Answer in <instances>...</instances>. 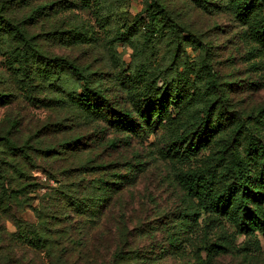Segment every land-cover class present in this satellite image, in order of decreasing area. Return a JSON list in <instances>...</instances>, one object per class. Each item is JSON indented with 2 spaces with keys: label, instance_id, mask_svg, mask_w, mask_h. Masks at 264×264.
Here are the masks:
<instances>
[{
  "label": "rangeland",
  "instance_id": "obj_1",
  "mask_svg": "<svg viewBox=\"0 0 264 264\" xmlns=\"http://www.w3.org/2000/svg\"><path fill=\"white\" fill-rule=\"evenodd\" d=\"M147 1L0 0V10L26 32L31 44L46 57L69 60L82 69L113 108H129L145 116L156 110L164 115L163 122L159 112L150 117L152 125L140 136L123 135L97 115L71 105L63 89L55 92L48 82L44 91L28 92L15 63L18 52L10 51L14 42L0 43V93L13 96L10 104L0 103V138L60 152L45 158L31 150L38 168L28 166L29 181L36 188L22 207L13 205L12 213L26 223L23 227H37L33 210L42 207L49 194L58 197L62 191L75 196L82 190L99 194L98 182H116L121 185L114 186L119 189L97 221L79 224L80 216L71 214L72 222L64 220L52 227L54 257L63 248L76 256L79 249L73 242L84 237L89 257L96 259L90 264H113L114 254L127 257L130 251L152 258L148 264H264V238L258 236L260 252L248 250L247 237L237 235L228 218L210 222L202 214L198 224L192 221L194 232L186 233L185 223L195 218L192 214L200 206L179 181L182 174L203 169L221 174L233 150L245 160L251 148L264 152V0L252 5L249 0L245 8L243 0H160L166 15L153 36L138 24ZM140 77L145 78L142 90L148 86L144 91L148 101L142 90L128 89L129 82L132 88L140 86ZM65 79L66 92L80 86L71 77ZM174 79L190 80L183 95L178 92V101L157 91ZM209 82L215 87L208 88ZM58 99L66 103H56ZM209 101L228 115V128L197 157L186 159L181 153L190 145L184 142L193 125L189 121L200 116ZM76 139L82 140L81 149L69 151L64 144ZM4 169L15 174L12 167ZM252 176L254 183L262 180L259 172ZM250 194L260 200L264 188ZM258 206L264 209V204ZM257 209L253 202L248 210L256 213ZM1 217L2 232L11 235L18 230L12 217ZM30 229L44 231L41 226ZM25 233L20 238L24 247L0 250L6 264L8 260L49 264V254L27 245L31 236ZM172 236L179 239L176 247H170ZM212 245L227 250L210 261L206 248Z\"/></svg>",
  "mask_w": 264,
  "mask_h": 264
},
{
  "label": "trees",
  "instance_id": "obj_2",
  "mask_svg": "<svg viewBox=\"0 0 264 264\" xmlns=\"http://www.w3.org/2000/svg\"><path fill=\"white\" fill-rule=\"evenodd\" d=\"M247 1L249 0H243V8L248 4ZM250 1V5H252L256 0ZM165 15L166 10L160 0H148L146 9L144 10V17L139 18L138 24H143L146 33H152L151 36H153L162 27V25L158 27V22H163ZM5 40H9L15 44V47L10 51L18 52L14 54L15 59L17 58L15 63L19 68L20 82L23 83L30 93L35 92L37 89L44 91L43 84L48 82V86L56 89L55 92L63 89L65 98L71 105L92 115H97L98 120L105 122L109 128L128 136H140L142 133L147 132V129L152 125L150 117L159 112L152 110L145 116L143 114H135L129 108H113L109 99L93 87L92 81L88 76L83 74L82 69L69 60L59 57H46L31 44V39L26 32L18 25L13 24L0 10V43L3 44ZM10 53L12 56V52ZM65 77L73 78L77 81L76 83L79 82L80 86L66 92V89L62 87V83H66ZM144 79L142 77L139 78L142 81L137 85L141 87L134 85L132 88L130 86L131 82H129L127 84L129 91L131 92L133 89L142 90ZM189 82L190 80L182 81L174 79L170 82H165L166 88H157V91H161V95L166 98H171V95H174L173 99L178 101V92L183 95ZM206 84L208 88L215 87L214 82ZM145 87L148 88V86ZM146 88H143V94H141L144 97V101H148L149 97L148 94H144ZM11 97L13 96L0 93V103L10 104ZM54 101L59 104L66 103L60 99ZM139 101L145 104L141 98H139ZM214 103V101L211 103L209 101L201 110L200 116L198 115L192 121H189L193 122V125L185 132L186 138L184 142H189L190 145L182 151V157L186 159L197 157L220 132L227 130L228 115L225 114L223 109L220 108L218 111L217 106H212ZM179 107L177 106V108ZM158 115V119L163 122L164 115L162 112L160 111ZM216 115L218 116V120H215ZM176 119L177 117L174 120ZM189 137H191V141L188 140ZM64 145L69 147V151H78L81 149L82 140L76 139ZM111 146L117 147V144L112 142ZM0 147V219H2L1 216H6L10 219L12 217V220L15 221L14 225L18 228L15 233L7 235L2 232L0 227V250L7 249L11 251L13 246L18 245L24 247L23 244L25 243L21 244L20 238L22 233L26 232L25 234L31 236V242H28L27 245L45 250L50 256L49 264H90L94 262L96 259L91 256L89 257L90 248L84 242V237L75 239L73 242L74 248L79 249L76 256L73 257L72 254H66L63 248L60 249L61 253L54 257L56 255V247L54 246V240L50 238V233L54 231L52 227L59 226L64 220L72 222L70 219L71 214L80 216L81 220H79V224L97 221L107 208V203L112 195L119 189L114 188V186L119 185L120 187L121 184L102 180V182H98L99 186L95 188L99 191V194H84V190L75 196L62 191H58L61 193L58 197L49 194V197L44 202L45 204L39 209L35 208L33 210L39 220L37 227H43L44 231L30 229L37 228L34 225L25 228L26 226H23L26 223L22 219H18L12 213V209L13 205L22 207L26 203L28 195L34 191L33 188H36V185L29 181V178H31L29 167L32 170L38 168L37 159L31 150L45 158H54L60 152L58 153L54 149L43 150L41 148H29L25 145L19 146L9 137L0 138ZM177 150L178 148L174 152L177 153ZM247 156V160H245L238 150H233L230 153L228 165L225 166L224 171L219 175H217V171L214 174H210L208 169H203L194 173H185L179 177L181 185L200 206V211L192 214V216L195 215V218L191 217L185 223V227L189 229L186 233L192 234L194 232L191 231L193 229L192 221L198 224L202 214H206L210 218V222L220 221L221 217L228 218L237 229V235H245L247 237V249L253 252L261 251V240L258 236L261 235L264 238V209H261V206H258V204H264V198L262 197L256 201V198L250 193L256 189L264 188V152L260 148L255 147L248 150ZM6 166L15 169V174H9L4 169ZM99 168L103 169L105 167L101 165ZM86 172L82 170V173ZM258 172L262 180L254 183L252 175ZM14 184L15 188H13ZM6 185H9L10 188ZM248 187H254V189L252 188L253 191L249 194L246 193ZM253 202L258 207L256 213H251L248 210L250 204ZM178 241L177 237L172 236L170 247H176L179 244ZM55 243L61 244L62 242L61 240H56ZM206 249L210 261H213L216 256L223 254L227 250V248L215 245ZM3 255L0 253V264H6ZM151 259L148 256L138 255L136 251H130L127 257L122 252H119L114 254L113 264H148V261ZM11 262L12 260H8L7 264Z\"/></svg>",
  "mask_w": 264,
  "mask_h": 264
}]
</instances>
